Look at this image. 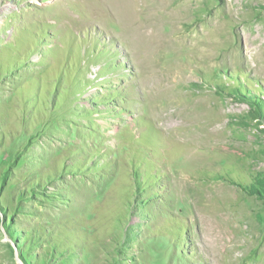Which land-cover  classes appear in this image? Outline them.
Listing matches in <instances>:
<instances>
[{"label":"rangeland","instance_id":"374dc122","mask_svg":"<svg viewBox=\"0 0 264 264\" xmlns=\"http://www.w3.org/2000/svg\"><path fill=\"white\" fill-rule=\"evenodd\" d=\"M260 42L264 0H0V264H263Z\"/></svg>","mask_w":264,"mask_h":264},{"label":"bare ground","instance_id":"6f19581e","mask_svg":"<svg viewBox=\"0 0 264 264\" xmlns=\"http://www.w3.org/2000/svg\"><path fill=\"white\" fill-rule=\"evenodd\" d=\"M110 2H112V0H110ZM140 11L142 12L140 14V18L139 16L138 17L132 16V19L131 17H129L128 21H125V24L126 26L131 28V30L136 36L138 37L141 36L146 43L148 42L153 43L158 41L160 42L166 41L167 43L171 42L170 45L174 47V49H179L184 52L185 51L187 52L198 51L200 53H205L209 51L216 52L219 51L221 47H224L226 49H230L231 47H233L234 49V46L231 44L230 41L228 40L221 41L217 39V36L221 35V31H220L221 26L217 22H212L210 28L208 29L205 23H203L202 26H199L194 22L191 23V21H189L190 17L187 18L186 10H184V13L181 16L175 17V19L170 20V22L166 21V18L165 21H159V20L152 21L149 16H143L144 12L142 10ZM161 22L163 23V25L168 26V30L163 31L161 29L160 26L162 25ZM224 33L227 34V32ZM262 45L264 44L260 42V44H258L257 46L261 47ZM208 183H209L208 184L209 188H207L205 185L204 187L210 189L209 192L210 194H212L213 196L216 195L217 187L213 186L215 182L209 180Z\"/></svg>","mask_w":264,"mask_h":264}]
</instances>
